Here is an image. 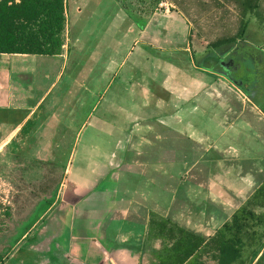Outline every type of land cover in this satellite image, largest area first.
Instances as JSON below:
<instances>
[{
  "label": "crops",
  "instance_id": "0c3cea01",
  "mask_svg": "<svg viewBox=\"0 0 264 264\" xmlns=\"http://www.w3.org/2000/svg\"><path fill=\"white\" fill-rule=\"evenodd\" d=\"M167 2L161 18H142L138 38L131 24L122 27L130 39L120 62L117 27L114 34L97 33L83 42L67 37L56 54L0 52V152H39L48 160L56 151H68V136L79 141L86 128L87 115L79 122L86 97L95 99L91 111L109 110L113 127L118 103L125 104V116L155 110L143 114L128 134L125 149L132 156L117 155L120 161L110 162L104 176L94 161L91 186L85 183L76 212L69 213L66 264H159L181 239L185 243L178 246L197 247L182 264H254L260 254L252 259L264 228L245 217L264 211L252 201L264 182V154L246 146L238 152L235 145H225V135L232 130L252 135L255 130L243 127L250 125L246 112L264 116L256 105L264 102L262 85L253 83V73L237 60L255 52L264 64V0ZM256 3L262 10L245 16L243 8ZM113 15H105L106 28ZM160 21L169 25L161 27ZM242 21L248 25L240 39L211 47L237 36ZM158 41L162 47L155 45ZM71 104L75 116L66 117ZM56 106L62 114L53 112ZM71 117L78 122L75 130L60 123L66 118L68 124ZM93 134L100 136L101 130ZM261 146L257 151L264 150V141ZM170 154L174 159L166 158ZM167 166L173 173L167 174ZM234 215L243 231L255 232L252 237L223 229ZM230 238L239 239L232 246L242 249L220 254L222 242Z\"/></svg>",
  "mask_w": 264,
  "mask_h": 264
},
{
  "label": "rangeland",
  "instance_id": "374dc122",
  "mask_svg": "<svg viewBox=\"0 0 264 264\" xmlns=\"http://www.w3.org/2000/svg\"><path fill=\"white\" fill-rule=\"evenodd\" d=\"M19 1L13 0V2ZM166 4L169 5L167 0H64L66 7H64L63 38L65 40L67 37H79L80 42H83L97 33L104 35L107 31H111L114 34L113 30L117 27V39L115 41H118L120 62L121 55L127 51L125 44L129 43L130 39V36H124L123 32L120 31L122 27L125 28L128 25L129 29L131 24V33H134L133 36L138 38L140 26L137 25L139 22L141 23L142 18L150 19L153 16L161 18L167 9ZM258 9L262 10V8ZM110 14L116 15L110 19L111 23L108 22L106 28L105 20L108 19H105V15ZM125 15L129 18H125ZM130 18L134 19V23ZM154 22L157 23V21ZM160 22L161 27L165 26L166 28L169 25V23ZM165 32L163 31L162 35ZM166 42L171 43L169 38ZM161 44V41H158L155 45L162 47ZM170 45L172 46V44ZM139 46L144 47L145 45ZM128 47H130L129 44ZM253 53L250 52L246 57L237 60L242 67L247 68V72L253 73L252 82L262 85L261 95L264 99V64L256 62ZM210 61V64H214V66H222L217 61ZM137 77L139 76H136L134 80L136 83ZM233 77L239 76L233 74ZM239 78L243 79L241 76ZM86 99V104L79 112L80 123L87 115L86 128L82 131L79 141L78 139L75 140V135L68 136V151H56V157L50 154L48 160L43 159L39 152L30 153L24 150L0 152V256L6 254L0 264H66L68 260L66 253L71 242L70 231H68L69 213L76 212L77 199L80 198L79 193H83L85 183L88 188L91 186L94 177L91 174L94 161L96 167L102 169L101 174L104 176L111 169L110 162L120 161L116 158L117 155L132 156L125 149L130 143V135L128 134L132 129L134 131L135 127H138L137 123L142 121L143 114L147 115L149 112L154 114L155 112V110H140L139 113L130 111L125 116L121 112L126 109L125 104L118 103L119 109L113 118L116 124L113 127L111 124L108 125L109 110L100 111L101 106H99L95 111H91L95 99L92 97H86ZM74 106L76 107V105L71 104L68 112L65 109L66 117L69 114L75 116ZM53 112L56 115L58 112L62 114L58 106L53 109ZM98 115L102 119L98 120ZM137 115L141 118L134 119L133 116ZM259 118L261 119L259 120ZM245 119L250 125L245 122L243 127H251L255 133L245 135L242 132L232 130L233 133L225 135V145H235L238 147V152L246 146L249 150L264 154V150L257 151L262 150L261 143L264 141V116H249L246 112ZM71 121L72 117L68 124L66 118L60 120V123L66 124L70 130L77 129V120ZM95 128L101 130L100 136L93 134ZM199 141H204L205 144V139L200 138ZM63 144L66 145V142ZM61 146V149H64V145ZM197 147L203 150L199 144ZM69 153L68 159L70 160L68 162L66 158ZM166 158L168 160L174 159L171 154ZM199 168L202 169L201 166ZM199 168L197 167V169ZM166 169L167 174L174 171L172 166H167ZM72 204L74 210L68 209L70 208L69 205ZM260 264H264V258Z\"/></svg>",
  "mask_w": 264,
  "mask_h": 264
},
{
  "label": "trees",
  "instance_id": "16d2710c",
  "mask_svg": "<svg viewBox=\"0 0 264 264\" xmlns=\"http://www.w3.org/2000/svg\"><path fill=\"white\" fill-rule=\"evenodd\" d=\"M256 10H258L257 3L255 6L243 8V14L246 16L248 12ZM247 25V21H242L239 24L237 36L225 38L224 41L217 40L210 44L211 47L220 46L224 42L226 45L237 41L243 36ZM64 26V0H20L19 2L0 0V52L49 55L59 53L64 40ZM138 26H140V23H138ZM261 41V44H264V38ZM253 58L258 62V58ZM256 105L264 112V102L257 101ZM252 201L264 208V182L256 189ZM236 218L237 216L234 215L232 220L223 226V229H238L234 232L236 235L238 234V236L242 237L243 232H245L252 237L255 232L243 231V225L238 224ZM245 219L247 222L250 219L254 223L259 222L264 228V211L259 215H254L251 212L250 216H246ZM260 233L264 237V230ZM180 241L185 243L184 239ZM179 242L167 250L166 258L159 264H182L197 248L195 245L180 247L178 246ZM237 242L240 243L239 239L233 240L231 238L227 241V244L222 242L219 248L220 254L239 253L242 249L241 246H232ZM6 253H8V250H6ZM175 253L178 260L173 262L174 260L171 259V256L172 254L175 255ZM5 255L0 256V263H2ZM255 257L257 259L254 264H260L264 258V240L260 246L252 248V259Z\"/></svg>",
  "mask_w": 264,
  "mask_h": 264
}]
</instances>
